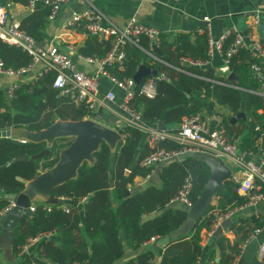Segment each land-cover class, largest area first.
<instances>
[{"label":"trees","instance_id":"trees-1","mask_svg":"<svg viewBox=\"0 0 264 264\" xmlns=\"http://www.w3.org/2000/svg\"><path fill=\"white\" fill-rule=\"evenodd\" d=\"M5 1L0 0L2 3ZM15 1L26 5L29 3V0ZM49 11V7L39 3L21 20L22 29L39 43L48 37L46 28ZM96 39L92 36V39L85 43L82 49L85 56L103 57L110 48L109 43L104 45L98 43ZM232 41L233 37L225 41L224 54ZM147 50L149 42L145 37L140 40L138 46L129 44L124 69L112 68V74L120 80L134 77L142 58L150 59ZM161 50L162 58L169 65L160 62L154 65L148 61L145 63L156 69L157 73L166 74L168 79L159 82L155 98L141 95V85L135 86L134 97L130 102V106L142 114L145 123L153 125L162 120L168 125L167 129L171 130L180 124L184 116L202 110V103L207 101L229 111V114H223L220 124L232 141L242 136L240 142L238 141L242 150L256 149L257 141L264 132V95L260 94L264 80L259 76V72L264 73V62L253 57L249 50L240 48L230 57L228 65L235 74L233 79L216 74L210 67L201 69L183 66V71L175 70L172 66L179 64L181 56L207 58L205 33L199 35L196 40H192L189 34L173 36ZM0 60L6 66L20 68L28 65L31 58L26 51L9 45L0 38ZM255 67L260 68V71H256ZM54 78L55 73L48 72L33 84L23 83L9 103L4 91L0 90V130L15 127L39 131L56 121L84 119L88 110L82 105L77 106L68 96L61 95L53 88ZM240 111L245 112L246 118L241 117L232 122L231 115ZM120 132L126 134V137L116 145L114 154L109 144H101L94 154L92 164L84 162L74 179L56 187L52 192L55 197H72L76 200L88 198L82 209L75 210L76 208L71 206L69 207L71 212L66 213L53 205L50 211L45 209L46 205H39L32 217L21 220L13 232L14 256L20 253L29 237L54 229L60 231L62 245H56L54 240L50 239L42 241L38 246L40 256L29 255L19 264H115L124 256V241L139 247L152 238L164 237L186 221L188 213L183 208L167 209L162 215L144 224H140V217L144 212L164 208L166 203L179 193L188 177L193 182L191 199L195 203L210 176L208 165L196 157L170 161L162 170L164 182L162 189L148 186L135 194L126 195L127 185L134 181L135 176H147L151 171L150 168L141 167L140 161L152 149L148 146L140 148L142 134L137 128L129 126L122 128ZM71 141L72 138H60L51 146L48 155L33 159V155L46 147L45 142L22 143L14 137L0 138V213L10 204L5 194L23 191L26 181L35 179L41 172L53 167L59 160L61 150ZM161 146L168 150L181 147L171 139L162 142ZM23 155H27L28 159L15 160ZM112 164L115 166L113 174ZM128 167H131V172L126 174L125 168ZM111 179L116 181L113 191L109 189ZM234 187L230 180L225 182L224 189L217 195V205L208 208L193 232L170 241L159 250L162 252L164 249L159 264L199 262L203 253L202 231L208 232L214 227L213 212L226 213L247 202V198L240 195ZM114 201L119 202L117 207L112 206ZM81 211L85 232L92 240V253L88 250L85 237L76 233L80 228V222L83 221ZM232 219L230 230L235 234V240L232 241L225 234L213 238L216 247L212 248L210 256L203 264H235L246 238L255 229L264 225V216L256 214L249 217L235 214ZM154 256V250L149 249L121 264H149ZM217 257L219 260H216Z\"/></svg>","mask_w":264,"mask_h":264},{"label":"built area","instance_id":"built-area-1","mask_svg":"<svg viewBox=\"0 0 264 264\" xmlns=\"http://www.w3.org/2000/svg\"><path fill=\"white\" fill-rule=\"evenodd\" d=\"M68 0H29L27 9L32 11L39 3L49 7V20L54 21L58 18L62 7ZM91 5V4H90ZM264 17V10L255 16V22L258 23L261 15ZM205 21H209L208 17H204ZM81 27L88 35L96 37L100 42H109L110 48L103 57H83L80 55L75 46L70 44L68 49L72 53H76L79 57H83L87 62L96 65L92 72L80 69L69 54L60 49L57 42L64 32L76 30ZM207 35V58L195 59L190 56H181L179 64L172 66L177 71H183L184 67L193 68H209L214 58L219 55L223 58L224 63L228 66L230 57L240 48L249 49L250 54L255 58L264 59V50L255 42L252 46L246 44L243 32L237 27H233L227 33L216 38L208 26L203 31ZM233 37V41L224 54L225 41ZM147 38L149 42V50L146 52L156 62L168 64L163 58L155 53V48H160L163 43L161 31L153 26L142 24L134 17L125 27H119L111 22L105 14L99 9L91 5L84 12L73 13L68 19L59 26L54 40L48 45L40 44L32 36L26 33L21 27V21L18 20L13 12V4L11 2H0V38L10 44L15 45L26 51L31 60L28 65L14 68L6 66L0 60V74L9 78L23 76L33 69L37 70V74L32 84L43 76L45 73L54 72L53 88L59 91L61 95L68 96L75 104L84 106L88 112L92 113L98 107H106L109 102H114L116 94L113 91L103 92L101 90V79L108 78L116 86L124 89L126 94L120 103L122 111L129 116L127 118V126H132L141 131L147 138V142L152 149L151 152L141 160V166L152 168L159 163H166L173 156H178L187 151L195 153H206L220 157L231 172L230 180L235 185L237 192L247 198V204L256 206L260 202H264V149L261 151L259 161L249 158L252 152L241 150L236 141H232L226 134L224 128H211L204 116L203 111H199L182 118L180 124L173 129H159L145 123L140 112L134 110L130 106V102L134 97V87L136 81L133 77L120 80L114 76L110 70L112 68L124 69L127 60V46L129 44L139 45L142 38ZM256 71L260 68L255 67ZM167 78L164 73H157L147 77L141 84L140 94L155 98L158 94V84L161 80ZM18 84L12 82L8 89L9 100L15 96ZM125 135V134H123ZM122 136V135H121ZM167 139H171L180 144L181 147L176 150H168L161 146V143ZM26 141V140H23ZM147 174V176H149ZM193 192V182L188 177L179 193L171 200L172 203H179L184 206H192L194 202L191 199ZM14 205V202L5 208L2 214L8 212ZM35 209V208H34ZM50 210V207H47ZM69 211V208H65ZM236 210L226 213L214 211V227L206 233L205 240H212L213 234L217 227L225 219L232 218ZM262 228H257L249 234L245 242L241 245V251L260 234ZM49 235L50 232L43 233ZM42 234L29 237L23 247L28 250L36 243ZM154 240V238L152 239ZM257 257L264 262V240L261 242L257 251ZM85 264V263H84ZM198 264V263H196Z\"/></svg>","mask_w":264,"mask_h":264},{"label":"crops","instance_id":"crops-1","mask_svg":"<svg viewBox=\"0 0 264 264\" xmlns=\"http://www.w3.org/2000/svg\"><path fill=\"white\" fill-rule=\"evenodd\" d=\"M8 1L13 4V12L15 13L16 18L20 21L26 14L31 12L27 9V5L21 3L20 1L6 0L5 2ZM90 4L95 8L99 9L100 11H102L111 22H113L115 25L119 27L127 26L131 22V20L134 17H136L138 21L141 22L142 24L158 28L163 36V43L159 48L160 50L162 49V46H165L171 40V38L176 35L189 34L192 40H196V38L199 35L204 34L203 31L208 25L211 29L212 34L216 38H219L220 36L224 35L233 27H237L243 32L246 39V44L248 46H252L253 43L257 42L264 50L263 15L260 14L261 15L260 21L258 23L255 22V16L264 10V0H68L66 4L62 7V10L58 18L54 21L49 20L48 26L46 28V33L48 37L42 40L40 43L43 45H48L49 43H51V41L54 40V36L57 33L59 26H61V24L65 22V20L68 19L73 13L84 12L85 10L89 9L91 7ZM204 17H208L210 20L205 21ZM90 39H92V36L88 35L81 27H78L76 30L64 32L61 38L55 42L59 44L61 50H63L64 52H66L71 56V58L74 60V62L77 64V66L80 69L84 71L92 72L95 70L96 65L87 62L86 59L83 58L85 57V55L82 52L85 43L87 42V40ZM96 40L98 41V43H102L104 45L105 43H109L102 41L100 42L98 39ZM70 44L75 46L78 53L83 57H79L78 55H76V53H72V51L68 49V46ZM159 56L162 58L163 55H159ZM258 59L264 62V59L261 58ZM145 61H148V63L151 65L152 64L154 65L156 63V61L153 60L151 57L150 59L148 58L147 60L142 58L137 71L141 66H145L146 68H150L151 70H156L148 66L146 64L147 62L145 63ZM162 64L169 65L164 63ZM210 68L214 69L216 74L224 78L233 79L235 77V75L234 77H231L232 71L224 63L223 58L219 55H217L214 58V60L211 62ZM201 69H205V68H201ZM112 70L113 69L110 70L111 73ZM37 73H38L37 70L33 69L24 76L13 77V78H9L5 75L0 74V90L4 91V95L8 103L10 102L8 97L9 94L8 89L10 84L14 81L18 84L19 86L18 88H20V86L23 83L25 84L32 83ZM149 76H146L145 79ZM101 90L103 92L113 91L116 94L115 101L109 102L108 103L109 105L104 107V120H102V122L112 128L117 129L120 132L122 128L128 127L126 124H127V118L129 116L127 115L126 112L122 111V109L120 108V103L123 101L126 91L116 86L108 78L105 77L101 79ZM260 94L264 95V86L260 90ZM202 104H203V108L200 111H203L209 126L211 128L221 127L220 122L222 120L223 114L224 113L229 114L227 108L219 107L216 104L211 105V103L207 101H204ZM97 110H95L92 113L88 112L87 116L84 119L87 118L96 119L94 117V113ZM240 112H244V111H240ZM238 113L232 114L231 120L233 117H236ZM243 118H246V114L245 117ZM236 121H232V122H236ZM158 122L150 126L157 127ZM165 126L166 129L169 128L168 125L165 124ZM10 129L11 128L5 130H10ZM120 133L122 135L121 141L125 140L126 134L123 135L124 133L122 132ZM141 134H142V139H141L142 146L140 148H145L146 146L150 147L147 142L146 136L142 132ZM9 137H14L19 142L22 143L29 142V140L25 138H19L13 135L12 136L10 135ZM241 137L242 136L236 137V140H234L237 142L238 145H239L238 141L240 142ZM116 145L111 146L113 154L116 151ZM257 145L258 146L256 149L248 150L252 152V154H249L248 157L258 162L261 157V151L264 149V132L259 137L257 141ZM181 160L182 159H178V161ZM88 163L92 164L93 161H88ZM167 164H169V162L159 163L155 165L152 168V170L150 169L151 171L149 172L150 173L149 176H142V175L135 176L134 181L127 185L128 191L126 195L135 194L148 186H153L156 187L157 189H162L164 186V182L162 179V170L164 167H166ZM140 166H141V161H140ZM111 168L113 174L115 170V166L112 164ZM125 172L126 174H129L131 172V167L125 168ZM115 187H116V181L114 179H111L109 184V189L113 191ZM48 198L49 196L47 194H42V193L37 194L33 199L34 208H35L34 210H36V208L39 205H44V206L46 205L45 209H47V207L51 208L52 205L48 203ZM56 198H61L63 200V203L53 206H56L57 209H61L66 213L71 212L70 211L71 206L76 208L75 210H77V208L82 209L85 202H87L88 200V198L76 200L72 197H64V196L56 197ZM173 198H171L166 203L164 208L158 209L154 212L142 213L140 217V224H144L148 221L153 220L154 218L162 215L167 209H179V208L184 209V207L181 204L172 203L171 200ZM118 203L119 202L114 201L112 203V206L117 207ZM215 205H217V200L215 202ZM65 208H69V211H66ZM235 210H236L235 214L243 215L245 217H249L252 214L264 216V202H260L256 206L248 205L246 202L243 206L236 208ZM1 214L2 213H0V215ZM81 215L83 217L82 211H81ZM261 228H262L261 233L258 234V236L255 239H253L242 251H240V254L235 259V264L264 263L261 262L257 257V251L259 249V246L261 242L264 240V225ZM76 233L81 237L82 236L85 237L88 243V250L90 253H92L91 250L92 240L88 237V234L85 232L84 217H83V221L80 222V228L76 230ZM206 233L207 232L202 231L201 244L203 245V253H202V257L199 259L198 264H203L210 256V252L212 248L216 247V241L213 240V238L209 242L205 240ZM223 234L227 235L232 241L235 240L236 236L233 233V231L230 230V228L227 231H224ZM47 239L54 240L56 245H60V246L62 245V235L59 230L54 229L50 232L48 236L42 234L40 239L36 243H34L30 248H28V250L22 249L17 256H14L12 254V247L10 250H6L0 246V260L2 264H19L29 255L33 254L35 256H40L38 251V246L41 244L42 241L45 240L47 241ZM152 239L148 242H145L139 247H134L129 244V241H124V247H125L124 256L115 264H121L122 262H125L131 258H136L138 255L148 251L149 249H153L155 253L154 258L149 262V264H159L163 256L164 249H162V252H159V250L163 247H160L158 249L155 248V245L160 238L159 239L154 238V240ZM216 260H219V257H217Z\"/></svg>","mask_w":264,"mask_h":264},{"label":"water","instance_id":"water-1","mask_svg":"<svg viewBox=\"0 0 264 264\" xmlns=\"http://www.w3.org/2000/svg\"><path fill=\"white\" fill-rule=\"evenodd\" d=\"M155 52L163 55V52L159 48H155ZM155 74H157L156 70L141 66L134 76L136 81L135 86L141 85L146 76ZM234 75L232 72L231 77H234ZM259 76L264 79V73L260 72ZM241 116L245 117L244 112H239L236 117L232 118V121H236ZM94 117L96 119L56 121L49 127L39 131L15 127L10 130H0V138L13 135L29 141L45 142L46 147L33 155V159H39L48 155L51 152V146L56 140L63 137L72 138L71 143L61 150L59 160L53 167L41 172L35 179L26 181V187L23 191L10 192L5 195L11 202H14V205L8 212L0 215L1 247L6 250L11 249L14 241L13 232L19 226L21 220L34 215L33 199L37 194H47L50 205L62 204L63 200L61 198H56L52 195L53 190L74 179L84 162L93 161L94 154L101 144L107 143L110 146H115L121 141V133L102 122L104 120L103 107L98 108L94 113ZM157 125L159 129H166L163 121H159ZM187 157H196L203 160L210 169V176L196 202L192 206H184V209L188 213L186 221L180 227L160 238L155 245L156 249L165 246L172 240L192 233L208 208L215 204L218 193L225 187V182L231 178V172L226 163L220 157L211 154L187 151L169 158L167 162ZM27 159L28 156L23 155L17 157L15 160ZM18 179L22 180L21 177H18ZM232 223V218L225 219L217 227L212 238L223 234L224 231H227L231 227Z\"/></svg>","mask_w":264,"mask_h":264},{"label":"bare ground","instance_id":"bare-ground-1","mask_svg":"<svg viewBox=\"0 0 264 264\" xmlns=\"http://www.w3.org/2000/svg\"><path fill=\"white\" fill-rule=\"evenodd\" d=\"M39 197V196H38Z\"/></svg>","mask_w":264,"mask_h":264}]
</instances>
